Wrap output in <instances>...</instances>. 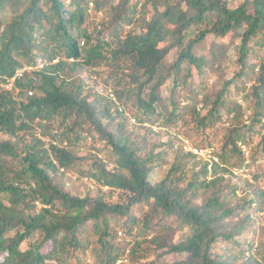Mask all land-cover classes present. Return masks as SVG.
Listing matches in <instances>:
<instances>
[{"label": "trees", "instance_id": "16d2710c", "mask_svg": "<svg viewBox=\"0 0 264 264\" xmlns=\"http://www.w3.org/2000/svg\"><path fill=\"white\" fill-rule=\"evenodd\" d=\"M90 9L102 14L96 24ZM0 17V85L14 78L12 90L0 89V264H135L160 250L179 257L172 264H264L255 236L235 252L264 190L254 188L248 201L230 179L264 117V0L234 8L226 0H0ZM209 36L231 41L197 55ZM231 47L239 70L214 93L199 94L204 69ZM104 68L101 93L73 76ZM169 80L174 89L165 97ZM239 101L250 104V124ZM127 103L137 123L158 121L195 138L200 148L214 147L218 161L181 151L153 183L151 171L168 155L158 150L173 149V139L162 143V130L134 132L123 115ZM205 132L220 135L221 145ZM87 137L101 142L108 160L94 161L83 176L121 192L120 202L65 188ZM259 147L263 154L264 135ZM120 228L132 238L124 245Z\"/></svg>", "mask_w": 264, "mask_h": 264}, {"label": "rangeland", "instance_id": "374dc122", "mask_svg": "<svg viewBox=\"0 0 264 264\" xmlns=\"http://www.w3.org/2000/svg\"><path fill=\"white\" fill-rule=\"evenodd\" d=\"M231 8H234L238 6L243 0H226ZM91 6V5H90ZM90 17L92 21L96 24L100 18L102 17L101 13H97L94 15L93 10H89ZM2 18L0 17V21ZM231 41L230 37L227 36L225 38H215L213 36H209L204 44H201L200 49L197 51V55H204L206 52L211 50L215 46V44H221L222 46H228L229 42ZM166 45V44H165ZM162 45V46H165ZM177 47H174L170 50V52L167 54L166 61L168 64H172L175 60L176 54H177ZM263 52V51H262ZM235 50L233 47H231L227 55L220 58L217 61V55L214 60L211 61L210 65H213L211 68L208 66L204 69V73L200 75L201 80L203 82V85L198 86V93L203 94L204 91L207 90L208 93H214L216 90L221 88L222 81H228L232 79L235 75V73L239 70V66L237 64V57L235 56ZM258 60L255 59L252 62L256 63ZM215 63V64H214ZM218 72V73H217ZM107 75V69H102V72L100 74H93L92 76H89L84 72H79L77 74H74L73 76L76 78L79 76V78H83L84 82L87 85V88L94 87V91H97L99 93L104 92L106 89V85L102 82L105 79V76ZM81 76V77H80ZM198 79L197 75L190 78L189 80L192 82H196ZM104 85V86H103ZM174 84L171 80L167 81L165 85L162 87L163 96H168L169 91L171 89H174ZM0 89L5 90H12L13 86L12 84H6V85H0ZM108 92H111L110 87H108ZM14 95L18 97V91H14ZM242 96V94H239L236 98L239 99ZM239 103L242 105L245 117V124L249 123V117L252 113V110H250V104H243L239 101ZM127 110H124V116L126 119V122L129 126V128L132 127V130L134 132H138L141 135H143L147 130V128L151 129L154 133L158 134L159 131L162 132V135L158 134L161 137V142L165 143L168 141L169 137L173 139L174 147L173 149H159L158 152L162 151H168V155L165 158L166 164L162 167L154 168L150 173V179L153 183L159 182L161 179L164 178L165 174L168 172L170 167L173 165L175 161V157L182 152H190L192 153L197 160L202 161H208L213 160L216 157L213 155L214 153V147H206V148H200L201 146H197L195 138L189 139L187 138L183 133L176 132L175 129H166L162 127L161 123L158 121L154 122L152 125L149 124H139L137 121L132 117L135 113V106L133 104L127 103ZM133 106V107H132ZM119 111H121L122 106L120 105ZM134 108V109H133ZM250 124V123H249ZM264 117L261 119L260 122L255 123L254 127V136L251 141H247L246 144L242 145V152L243 157L245 159L244 163L239 169L232 168L230 174L231 183L237 184L240 188L238 195L241 197L242 195H245L247 200L250 201L254 199L253 197V190L256 188L259 192L264 190V153L259 154L260 147L259 142L261 141V137L264 135ZM160 132V133H161ZM38 135L39 132H36ZM206 137L210 135V133L205 132L204 133ZM205 135H199L197 134L196 137H200L202 139ZM212 140L211 145H221V136L217 135L209 136ZM7 138V137H5ZM152 143H154V139L151 137ZM47 142V140H45ZM197 150V154H195L193 151ZM182 151V152H181ZM75 153L78 157H81V161L77 164L75 167V170H70L69 172L65 173L62 182L65 185V188L70 191L74 195H80L81 197L89 196V197H97L98 195L105 194L107 195L106 198L111 203H117L121 200L122 193L117 190H108L105 187L99 186L97 183H94L92 180L85 178L83 176L84 171H88L94 161H101L103 163H106L108 160V152L103 149V146L101 145V142H98L96 139H92L91 137H87L85 141L75 148ZM163 164V162H161ZM110 168V166H109ZM82 173V174H81ZM246 184H249L250 186L244 187ZM252 185V186H251ZM103 192V193H102ZM243 193V194H242ZM256 202L249 210V213L252 215L251 221L246 226L244 232L239 238V244L243 245L241 248H238L235 250V252H240L244 250V245L248 242H253V237L255 236L256 241L263 240L264 243V201H262V198L259 199L258 197L255 198ZM261 201V202H260ZM235 202V200H233ZM143 211L148 210V206L144 205ZM249 207V203L246 206ZM260 209H263L262 211H259ZM142 216V213L140 214ZM249 226V227H248ZM118 241L126 243L127 241L132 240L131 237H125L123 234L122 228L118 229ZM184 231L177 232L175 235V239H178L180 236H182ZM8 237H12V234L9 233L7 235ZM256 243V242H255ZM32 244V240L24 241L20 248L22 250H27L29 245ZM227 247L226 242H222L220 245H217L216 250L218 252L223 251ZM48 247H44L42 249V253H45L47 251ZM245 253L247 255L250 253L249 251L245 250ZM178 256H171L170 254L166 253L164 250L157 251L155 253H151L147 259H142L140 263L135 264H172ZM175 259V260H174ZM126 264V263H124ZM132 264V263H128Z\"/></svg>", "mask_w": 264, "mask_h": 264}, {"label": "clouds", "instance_id": "9594fccd", "mask_svg": "<svg viewBox=\"0 0 264 264\" xmlns=\"http://www.w3.org/2000/svg\"><path fill=\"white\" fill-rule=\"evenodd\" d=\"M20 75H21V74H20L19 72L16 74V76H18V77H19ZM13 81H14V78H12L11 80H9V82H10L9 84H12ZM214 160H215L216 162L218 161L217 158H215Z\"/></svg>", "mask_w": 264, "mask_h": 264}, {"label": "built area", "instance_id": "2783aa9c", "mask_svg": "<svg viewBox=\"0 0 264 264\" xmlns=\"http://www.w3.org/2000/svg\"><path fill=\"white\" fill-rule=\"evenodd\" d=\"M195 154H197V150L195 149L194 151H193Z\"/></svg>", "mask_w": 264, "mask_h": 264}]
</instances>
